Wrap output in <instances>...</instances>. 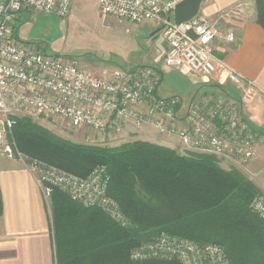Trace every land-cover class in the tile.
<instances>
[{
	"label": "built area",
	"instance_id": "obj_1",
	"mask_svg": "<svg viewBox=\"0 0 264 264\" xmlns=\"http://www.w3.org/2000/svg\"><path fill=\"white\" fill-rule=\"evenodd\" d=\"M74 1L0 0V155L22 161L47 198L59 189L81 205L99 207L120 225H127L119 203L108 194L106 167L86 177L75 175L27 156L9 140L20 115L27 110L102 133L123 132L128 123L151 126L162 135L177 136L185 149L214 155L229 167L249 164L255 158L256 144L263 135L245 116L243 104L253 98L256 86L216 56L214 42L220 35L216 20L199 12L189 21L176 23L174 10L184 0H97L103 19L136 25L157 22L159 36L169 46L164 57L167 65L185 74L214 79L218 86L230 83L239 91V97L198 95L186 104L180 95L160 94L163 77L156 66L106 65L91 71L45 52L37 43L15 38L23 10L32 16L66 19ZM226 38L235 42V33L229 32ZM251 208L264 220V197L256 196ZM131 257L230 264L225 249L218 244L167 233L133 249Z\"/></svg>",
	"mask_w": 264,
	"mask_h": 264
},
{
	"label": "trees",
	"instance_id": "obj_2",
	"mask_svg": "<svg viewBox=\"0 0 264 264\" xmlns=\"http://www.w3.org/2000/svg\"><path fill=\"white\" fill-rule=\"evenodd\" d=\"M255 4L264 27V0ZM13 133L27 156L77 175L110 167L108 194L130 221L121 227L101 208L73 204L54 189L57 264H182L132 259L133 249L163 233L218 244L230 264H264V220L250 207L259 187L240 170L222 168L214 155L141 140L119 147L75 143L20 119Z\"/></svg>",
	"mask_w": 264,
	"mask_h": 264
},
{
	"label": "crops",
	"instance_id": "obj_3",
	"mask_svg": "<svg viewBox=\"0 0 264 264\" xmlns=\"http://www.w3.org/2000/svg\"><path fill=\"white\" fill-rule=\"evenodd\" d=\"M91 3L97 8V0H75L67 21L77 11L82 14V10ZM200 12L218 22L220 35L214 42L216 56L256 86L255 95L243 104V111L263 139L257 143L254 160L246 165L237 164L234 168L252 178L264 191V27L257 20L255 0H204ZM52 16H32L29 10H23L15 27V37L27 42L48 38L56 26ZM131 24L139 28L140 34H145L143 30L150 26L156 29L149 33L147 47H141L140 53H133V58L125 65L149 64L160 68L163 77L159 87L161 95H180L186 104L203 94L239 97L238 89L230 83L218 86L214 79L185 74L167 65L164 57L169 46L159 36L157 22H149L145 26ZM229 32L235 33V42L227 40ZM134 128H144L140 131L148 129L150 135H158L163 137L162 141H167L160 144L166 145L170 139L180 143L175 136L159 135L151 127ZM0 202V264H57L56 235L49 199L26 165L17 158L0 155Z\"/></svg>",
	"mask_w": 264,
	"mask_h": 264
},
{
	"label": "rangeland",
	"instance_id": "obj_4",
	"mask_svg": "<svg viewBox=\"0 0 264 264\" xmlns=\"http://www.w3.org/2000/svg\"><path fill=\"white\" fill-rule=\"evenodd\" d=\"M82 11H83L82 14H80L78 11L75 12V14L73 15L70 21H67V19H62L58 16L53 15L52 17L55 18V24H56L55 31L52 32V34L48 38H42V39L40 38L37 39L40 41H28V42L39 44L38 46L49 54L61 55L66 60L79 63L80 65L88 68L91 71H99L102 66L109 65V63L115 66L127 64L126 62L129 59L133 58V53H140L139 49H141V47L145 48V45L147 47L149 43L147 41L149 40L148 35L151 31H154L156 29L154 28V26L152 27L150 26L146 28L147 30H143L145 34L144 33L140 34V31L138 30L139 28L135 25H132L130 22L119 20L116 18L103 19L99 11V5H97L96 8L92 3ZM238 13L241 14V11H238ZM15 38L20 42H27V41H21L17 37ZM149 46H151V44H149ZM19 119L20 121H27L32 123L33 125L38 126V128L41 129L42 131L51 133L53 135H56L58 137L67 139L75 143L88 144V145H101L107 147H119L125 143L141 140V141L155 143L158 145L167 146L181 153H193V152L201 153V152L190 151L188 149H185L183 145L171 139L168 141L169 143H167L166 145L160 144L167 141L165 140L162 141L163 137H160L158 135H150L151 132L147 131L148 129L144 131H140L143 130L144 128L135 129L134 128L135 125L132 123H128L126 125L125 132L102 133L87 127H73L67 121L61 119L58 116L38 115L35 111L32 110H27L26 112L22 113ZM146 127L150 128L151 126H146ZM154 129L157 132V134L160 135V132H158L156 128ZM176 138L180 140L177 136ZM9 140L15 141V143L17 144L14 137V133L9 138ZM256 152H257V144H256ZM35 159L41 160L45 164L58 167L40 158L35 157ZM216 160L218 161L220 166L224 169L234 168V167H229L231 165H229L228 162H225L218 158ZM62 170L65 172H69L68 170H64V169ZM246 177L258 186V184L252 178L248 177L247 175ZM259 190L260 192L257 195H255L253 199L256 196L264 197V191L260 187ZM59 192L66 195L73 204L76 205L80 204L74 201L67 193L61 190ZM48 199L51 205L50 207L52 208L53 207L52 195L49 196ZM253 199L250 202V207ZM52 215H53V211H52ZM112 220L114 221V223H117L116 220L114 219ZM117 224L120 225L119 223ZM129 224L130 221L127 218L126 226H128ZM120 226L124 227L122 225ZM153 259L154 260L161 259V257L160 258L156 257ZM172 259L173 258H170L169 260Z\"/></svg>",
	"mask_w": 264,
	"mask_h": 264
},
{
	"label": "water",
	"instance_id": "obj_5",
	"mask_svg": "<svg viewBox=\"0 0 264 264\" xmlns=\"http://www.w3.org/2000/svg\"><path fill=\"white\" fill-rule=\"evenodd\" d=\"M203 1L204 0H184L179 3L174 10V21L179 24L195 17L200 12ZM110 170L111 168L108 167L107 173H109Z\"/></svg>",
	"mask_w": 264,
	"mask_h": 264
}]
</instances>
